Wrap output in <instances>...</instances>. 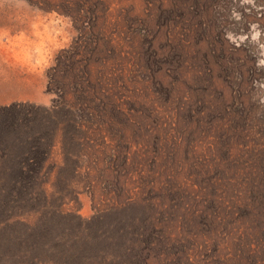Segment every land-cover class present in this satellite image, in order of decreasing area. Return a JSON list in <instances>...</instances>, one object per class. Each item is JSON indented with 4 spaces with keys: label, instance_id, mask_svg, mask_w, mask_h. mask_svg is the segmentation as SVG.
<instances>
[{
    "label": "trees",
    "instance_id": "obj_1",
    "mask_svg": "<svg viewBox=\"0 0 264 264\" xmlns=\"http://www.w3.org/2000/svg\"><path fill=\"white\" fill-rule=\"evenodd\" d=\"M62 52L48 105L0 106V264H264V124L137 120Z\"/></svg>",
    "mask_w": 264,
    "mask_h": 264
},
{
    "label": "rangeland",
    "instance_id": "obj_2",
    "mask_svg": "<svg viewBox=\"0 0 264 264\" xmlns=\"http://www.w3.org/2000/svg\"><path fill=\"white\" fill-rule=\"evenodd\" d=\"M30 1L48 8L0 0V106L48 105L46 69L76 48L74 59L88 57L90 83L111 87L137 120L157 112L162 122L176 111L188 122L242 117L261 141L264 0ZM62 82L68 97L77 94ZM204 131L208 138L213 129ZM80 212L90 214L86 196Z\"/></svg>",
    "mask_w": 264,
    "mask_h": 264
},
{
    "label": "crops",
    "instance_id": "obj_3",
    "mask_svg": "<svg viewBox=\"0 0 264 264\" xmlns=\"http://www.w3.org/2000/svg\"><path fill=\"white\" fill-rule=\"evenodd\" d=\"M41 82L43 83L42 77H41ZM42 83H41V84H42Z\"/></svg>",
    "mask_w": 264,
    "mask_h": 264
}]
</instances>
